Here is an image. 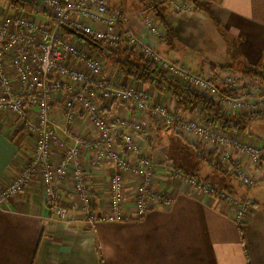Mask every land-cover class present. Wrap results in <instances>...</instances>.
Segmentation results:
<instances>
[{"label": "crops", "instance_id": "1", "mask_svg": "<svg viewBox=\"0 0 264 264\" xmlns=\"http://www.w3.org/2000/svg\"><path fill=\"white\" fill-rule=\"evenodd\" d=\"M198 4L200 8L189 16H178L169 8L167 21L177 34L171 44L163 37L152 35L145 26L140 17L146 11L143 0H110L108 6L129 16L124 29L165 59L197 76L219 83L220 76L226 72L243 76L239 70L246 66L259 70L264 61V0H199ZM21 13L24 11L14 8L10 1L0 0V15ZM102 58L106 77L124 87L154 93L158 101L185 118L204 120L197 110L180 107L163 85L135 82L120 75L112 61ZM62 106L63 101H53L51 119L56 125L66 127ZM101 106L114 118H137L128 104L115 101ZM82 115L68 128L75 134L95 139V129ZM139 117L147 118L150 123L147 150L162 168L156 190L171 195L173 203L152 206L142 220L102 222L92 228L79 213L71 211L62 219L47 207L42 174L38 172L23 193L0 206V264H264V166L252 171L260 180L259 185L245 189L233 170L223 168L219 159H215V153L200 155L196 138L159 127L150 113ZM216 128L264 147V116L250 120L243 134L234 132L236 129ZM58 136L62 143L52 147L55 161L72 145L64 132L59 131ZM34 145L33 135L24 134L15 115L0 111V190L27 165L34 154ZM80 165L90 191L98 199L97 214L101 215L106 211L115 167L108 162L95 166L92 153L84 154ZM175 170L207 179L205 184L213 191L205 194L176 179L171 176ZM127 177L125 207L130 209L134 184L132 177L128 174ZM58 191L59 204L74 202L71 178L62 182ZM223 194L251 199V209L241 224L235 221L234 203L226 201Z\"/></svg>", "mask_w": 264, "mask_h": 264}, {"label": "built area", "instance_id": "2", "mask_svg": "<svg viewBox=\"0 0 264 264\" xmlns=\"http://www.w3.org/2000/svg\"><path fill=\"white\" fill-rule=\"evenodd\" d=\"M28 1L35 2L49 16L39 19L25 11L19 15H0V111L15 115L24 134L33 135L34 154L16 178L0 190V206L23 193L38 172L42 174L47 207L62 219L71 211L79 213L92 228L102 222L142 220L152 206H170L172 196L156 190L158 172L162 168L151 159L147 150L150 140L147 126L150 123L147 118L139 117L145 113H150L159 127L196 138L200 155L215 153V159H219L222 167L232 169L247 189L259 185L260 180L252 171L264 166V147L223 132L204 120L185 118L168 104L158 101L154 93L124 87L106 77L102 56L62 37V25L93 39L101 52L114 53L122 44L133 47L169 78L207 96L222 113L264 114V80L226 72L218 83L189 72L162 57L126 27L124 29L130 18L121 10L110 9V0ZM158 1L166 3L173 14L189 16L196 10L199 0ZM140 17L152 35L163 37L161 25L154 15L144 12ZM259 73L264 79V61ZM57 99L63 101L66 127L56 125L51 119L52 103ZM115 101L134 107L137 118L112 121L101 104L108 106ZM81 113L95 129L97 139L80 136L68 128L78 121ZM59 131L72 140V145L67 146L62 158L55 161L52 147L62 143ZM89 153L93 154L95 166L108 162L115 167L109 182L106 211L101 215L93 210L91 191L80 165V158ZM127 174L134 184L133 207L130 209L125 207ZM171 174L205 194L211 193L210 186L195 178L176 171ZM67 178L73 180L75 200L69 206H63L58 204V187ZM222 197L234 203L235 221L241 224L251 209V199L248 196L235 199L229 194Z\"/></svg>", "mask_w": 264, "mask_h": 264}, {"label": "trees", "instance_id": "3", "mask_svg": "<svg viewBox=\"0 0 264 264\" xmlns=\"http://www.w3.org/2000/svg\"><path fill=\"white\" fill-rule=\"evenodd\" d=\"M11 2L14 8L25 11V13L33 14L34 16L43 15L42 19H45L49 14L39 7L36 6V3L28 0H8ZM146 11L149 13L147 15H154V17L161 23V28L163 30V38L167 41L168 44H171L177 38L176 30L173 26L169 25L167 21V15L169 7L166 3H160L158 0H143ZM201 6V5H200ZM198 1L196 3V9L200 8ZM145 11V13H146ZM144 13V12H142ZM207 13H210L207 10ZM40 19V18H39ZM50 19V17H49ZM64 31V30H63ZM66 35H71L70 33L64 31ZM86 36V35H85ZM89 38V37H88ZM91 39V38H90ZM93 40V39H91ZM94 41V40H93ZM85 47L89 50L96 51L100 53L103 57H106L108 60L112 61L114 66L118 69L120 75L127 76L135 82L139 83H149L152 85H163L165 92L173 96L179 103L180 107H184L188 110L194 109L199 112V115L203 117L204 121L207 122L212 127H223L229 131L232 129L237 131L238 134H243L247 130V124L254 117L264 116H249V115H239V114H230L222 113L217 105L209 99L207 96L200 94L197 91H194L188 88L185 85H180L175 82L174 79L169 78L164 72L155 67V65L146 60L140 54L136 52L133 47L122 44L114 53L101 52L97 46H93L86 42L81 41ZM98 45V44H97ZM216 71V67H213V71ZM243 77L253 78L257 80H264L259 73L257 68L253 67H244L239 70ZM164 92V91H163ZM229 95V94H228ZM135 110L134 107H132ZM104 111V110H103ZM109 114L106 110L104 111ZM112 121H116L117 118L111 116ZM178 173H182L186 176L195 178L199 183L208 182L207 179L201 178L200 176H190L189 174L182 172L181 170H175ZM211 188V192H212ZM59 194V191H58ZM92 206L95 212H99L98 199L91 192ZM59 200V198H58ZM59 204V203H58ZM63 206H69L67 204H59Z\"/></svg>", "mask_w": 264, "mask_h": 264}, {"label": "water", "instance_id": "4", "mask_svg": "<svg viewBox=\"0 0 264 264\" xmlns=\"http://www.w3.org/2000/svg\"><path fill=\"white\" fill-rule=\"evenodd\" d=\"M62 29H63L64 31H66V32H68V33H70V34L76 36V37L79 38L80 40H82V41H84V42H86V43H88V44H91V45H93V46H97L99 49H101L100 46L97 45V43H96L95 41L91 40L90 38H88V37L85 36L84 34H82V33L78 32V31L74 30L73 28H71V27H69V26H67V25H62Z\"/></svg>", "mask_w": 264, "mask_h": 264}, {"label": "rangeland", "instance_id": "5", "mask_svg": "<svg viewBox=\"0 0 264 264\" xmlns=\"http://www.w3.org/2000/svg\"><path fill=\"white\" fill-rule=\"evenodd\" d=\"M41 16L43 17V15L41 14ZM41 16H38L40 19H42V17ZM178 16H180V15H178ZM37 17V16H36ZM62 37H64V38H68V39H70V40H74V41H76V42H81L82 40H80L79 38H77L76 36H74V35H66L65 33H64V31L62 32ZM84 42V41H83ZM111 63H113V62H111ZM73 125H75V124H73ZM72 125V126H73ZM87 138V137H86ZM98 138V134H97V137H96V139ZM103 163V162H102ZM243 188H245V189H247L246 187H243Z\"/></svg>", "mask_w": 264, "mask_h": 264}]
</instances>
